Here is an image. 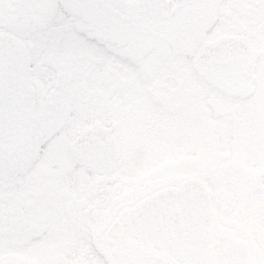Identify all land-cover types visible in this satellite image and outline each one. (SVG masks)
<instances>
[{
  "label": "flooded vegetation",
  "instance_id": "obj_1",
  "mask_svg": "<svg viewBox=\"0 0 264 264\" xmlns=\"http://www.w3.org/2000/svg\"><path fill=\"white\" fill-rule=\"evenodd\" d=\"M1 32L0 264H264V0H0Z\"/></svg>",
  "mask_w": 264,
  "mask_h": 264
},
{
  "label": "water",
  "instance_id": "obj_2",
  "mask_svg": "<svg viewBox=\"0 0 264 264\" xmlns=\"http://www.w3.org/2000/svg\"><path fill=\"white\" fill-rule=\"evenodd\" d=\"M27 63L23 44L12 35L0 33V118L5 127L16 124L21 117L30 116L25 106L29 99ZM26 124L22 120L19 122V126ZM198 211L202 213L200 210H194V213Z\"/></svg>",
  "mask_w": 264,
  "mask_h": 264
}]
</instances>
